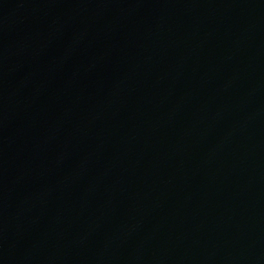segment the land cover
Here are the masks:
<instances>
[{
	"label": "water",
	"instance_id": "95a60500",
	"mask_svg": "<svg viewBox=\"0 0 264 264\" xmlns=\"http://www.w3.org/2000/svg\"><path fill=\"white\" fill-rule=\"evenodd\" d=\"M0 264H264V0H0Z\"/></svg>",
	"mask_w": 264,
	"mask_h": 264
}]
</instances>
